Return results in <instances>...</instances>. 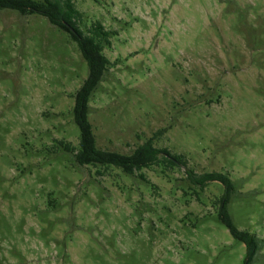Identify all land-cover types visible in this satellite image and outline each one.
Instances as JSON below:
<instances>
[{
  "label": "rangeland",
  "instance_id": "1",
  "mask_svg": "<svg viewBox=\"0 0 264 264\" xmlns=\"http://www.w3.org/2000/svg\"><path fill=\"white\" fill-rule=\"evenodd\" d=\"M71 1L81 30L111 32L88 100L96 146L151 139L186 165L78 164L64 144L86 61L45 16L0 9V264H264V0ZM225 193L257 240L249 260L218 219Z\"/></svg>",
  "mask_w": 264,
  "mask_h": 264
},
{
  "label": "trees",
  "instance_id": "2",
  "mask_svg": "<svg viewBox=\"0 0 264 264\" xmlns=\"http://www.w3.org/2000/svg\"><path fill=\"white\" fill-rule=\"evenodd\" d=\"M4 8L16 10L22 15L38 13L45 16L49 23L65 31L75 41L87 63V77L73 96V118L79 129L78 145L74 148L64 144L65 149L74 152V158L78 164L112 165L132 175L159 161L158 157L161 154V157L170 164L186 165V161L181 160V156L171 154L166 148L154 147L151 139L138 146L131 154L107 151L96 146L92 126L87 119L88 100L109 68L110 61L103 53V49L110 45L111 35V32L106 30L99 21L93 22L86 32L81 30L79 27L81 13L71 0H0V9ZM186 174L200 188L205 187L210 181L220 182L226 192L234 188V183L222 172L210 171L195 174L188 169ZM141 178L145 180L142 174ZM228 200V195L225 193L220 200L221 212L218 219L226 225L232 236L245 243L249 260L257 248V240L251 234L240 231L234 226L225 208Z\"/></svg>",
  "mask_w": 264,
  "mask_h": 264
}]
</instances>
